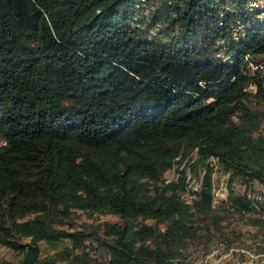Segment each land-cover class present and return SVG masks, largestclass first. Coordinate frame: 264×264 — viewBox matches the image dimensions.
<instances>
[{"label":"trees","instance_id":"1","mask_svg":"<svg viewBox=\"0 0 264 264\" xmlns=\"http://www.w3.org/2000/svg\"><path fill=\"white\" fill-rule=\"evenodd\" d=\"M256 1L0 0V245L14 264H54L41 243L65 240L67 264L87 241L109 264H194V244L231 242L227 212L264 242V190L218 209L208 162L264 188ZM193 153L205 172L185 198L186 169L164 175ZM79 211L119 221L74 228Z\"/></svg>","mask_w":264,"mask_h":264},{"label":"rangeland","instance_id":"2","mask_svg":"<svg viewBox=\"0 0 264 264\" xmlns=\"http://www.w3.org/2000/svg\"><path fill=\"white\" fill-rule=\"evenodd\" d=\"M251 68H253V65ZM192 157H194V153L188 158V160L184 161L186 163L176 164L172 170L166 171L164 175V178H166L168 181L174 180L178 178L179 170L182 168L186 169L187 189L184 193L185 198L193 197V194L196 196L197 190L201 187L202 178L205 172V167L200 165L197 166L195 170L189 167ZM210 160L214 166L212 177L217 182H215L217 184L215 188V200L217 202L216 207L218 209L228 208V204H231V200L229 199L231 192H234L235 195L245 191H252V189L256 190L260 188L264 190V188L261 187L258 182H253L252 185H245V183L243 184L237 179H229V173L221 168L218 159L210 158ZM222 179L227 182V187L220 185L219 182H221ZM228 209L235 212L233 208ZM224 214L226 215V219L223 221L225 228L224 232H226V234L229 233L228 235L232 238L231 242L228 243L225 240H222L221 237L217 238L216 236L214 240L207 246H205L204 243L199 245L194 244L188 250L189 258L194 262V264H239V262L244 261L253 262L251 264H255V262L257 264H264V242L261 240L257 229L246 223L244 219H241L238 213L227 212ZM72 221L75 224L74 228L82 229L97 227L98 225H102L105 221L116 222L119 221V217L111 214H96L90 216L85 212L79 211L75 214ZM69 244L70 241L65 240L55 247L49 243L42 242V255L47 259H51L54 264H67L68 261L62 260L65 254V252L62 253V251L70 246ZM86 245L88 247L87 249L89 250V254L86 256V258H80L85 259V262L77 263V260H75V262H71V264L111 263L109 252L106 248L100 246L97 242L92 241H87ZM80 254L81 250H75L71 256V259L73 256L75 257L76 255ZM17 258V253L11 249H8V247L0 245V264H14Z\"/></svg>","mask_w":264,"mask_h":264},{"label":"bare ground","instance_id":"3","mask_svg":"<svg viewBox=\"0 0 264 264\" xmlns=\"http://www.w3.org/2000/svg\"><path fill=\"white\" fill-rule=\"evenodd\" d=\"M256 4H257V5H260V6H263V5H264V0H257V1H256ZM238 26H239V25H238ZM238 26H237V27H238ZM237 30H240V28L237 29ZM235 37H236V36H235ZM250 65H251V66L253 65V69L258 68L259 66H260V67H263L262 64L259 65V64H255V63H253V62H251ZM260 69H261V68H260ZM254 72H255V71H254ZM217 165H218V164H217ZM215 168H216V167H215ZM220 169H221V168H220ZM213 172H214V171H213ZM221 175H222V172H221ZM212 178H213V177H212ZM215 182H216V181H215L214 178H213L214 206H216V203H217L216 200H215V188H216V186H217V184H216L217 182H216V183H215ZM219 183H220L221 186H223V187H227V182H225L224 179H222L221 182H219ZM228 183H229V182H228ZM194 189H195V188H194ZM196 190H197V189H196ZM98 257H99V256H98Z\"/></svg>","mask_w":264,"mask_h":264},{"label":"clouds","instance_id":"4","mask_svg":"<svg viewBox=\"0 0 264 264\" xmlns=\"http://www.w3.org/2000/svg\"><path fill=\"white\" fill-rule=\"evenodd\" d=\"M250 63H251V62H250ZM250 63H249V65H250ZM253 63H255V62H253ZM255 64H257V63H255ZM250 66H251V65H250ZM252 69H253V68H252ZM253 70H254V69H253ZM251 85H255V84H251ZM251 85H249L248 89L255 91L256 89H251V88H250ZM255 86H256V85H255ZM211 158H215V157H211ZM217 159H218V158H217ZM208 162H209L210 166H212V165H211V160H210V159H209ZM218 162H219V160H218ZM212 167H213V166H212ZM213 171H214V168H213ZM212 173H213V172H212Z\"/></svg>","mask_w":264,"mask_h":264}]
</instances>
